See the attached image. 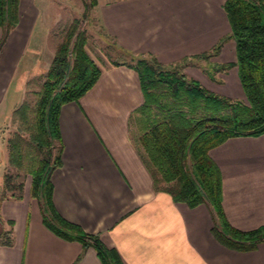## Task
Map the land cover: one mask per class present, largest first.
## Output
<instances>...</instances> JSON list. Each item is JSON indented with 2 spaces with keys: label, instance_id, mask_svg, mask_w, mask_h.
Returning a JSON list of instances; mask_svg holds the SVG:
<instances>
[{
  "label": "crops",
  "instance_id": "crops-1",
  "mask_svg": "<svg viewBox=\"0 0 264 264\" xmlns=\"http://www.w3.org/2000/svg\"><path fill=\"white\" fill-rule=\"evenodd\" d=\"M223 2L85 0L79 15L88 25L81 30L88 33L85 43L92 36L128 62L143 57L169 69L180 66L179 74L205 90L243 101ZM65 6L62 0H17L14 26L0 45V186L8 167L5 139L13 131L10 114L24 100L26 81L41 65L46 71L62 38L57 23ZM128 62H94L100 71L94 84L58 110L61 151L49 175L54 211L114 249L122 264H264V240L249 250L226 248L210 233L209 206L189 208L153 189L133 141L140 132L133 111L143 98L136 73L123 65ZM208 156L219 172L228 225L239 231L264 226V131L228 137ZM29 185L25 175L20 199H0V230L10 231L11 239L0 245V264H101L91 246L44 225Z\"/></svg>",
  "mask_w": 264,
  "mask_h": 264
},
{
  "label": "trees",
  "instance_id": "trees-1",
  "mask_svg": "<svg viewBox=\"0 0 264 264\" xmlns=\"http://www.w3.org/2000/svg\"><path fill=\"white\" fill-rule=\"evenodd\" d=\"M16 3L0 0V45L14 26ZM222 9L234 42L232 65L243 101L217 96L177 68H165L151 59L132 57L123 65L136 73L143 98L133 111L140 127L133 141L153 189L189 208L209 206L212 236L226 248L243 251L264 240V226L239 231L228 225L220 206L219 172L208 151L228 137L264 131V0H224ZM76 26L73 20L54 48L33 104L23 100L10 114L13 131L5 139L8 167L0 199H20L28 175L29 195L37 201L50 231L82 247L91 246L101 264H122L114 249L104 247L97 236L81 233L61 219L50 200L49 175L58 166L61 151L58 110L64 103L76 102L100 72L84 51L85 36ZM9 234L0 230V245H10Z\"/></svg>",
  "mask_w": 264,
  "mask_h": 264
},
{
  "label": "rangeland",
  "instance_id": "rangeland-1",
  "mask_svg": "<svg viewBox=\"0 0 264 264\" xmlns=\"http://www.w3.org/2000/svg\"><path fill=\"white\" fill-rule=\"evenodd\" d=\"M81 1H85V0H62L63 3H65V7H63V11L61 13V15L58 17L59 18V22L57 23V27L60 29L59 30V34L58 37L63 36L64 32L66 31L67 27L70 25L72 18H75L77 20V26L76 29L77 31H81V28H85L88 23H84V14H80L81 12V4L79 2ZM59 3V2H58ZM64 5V4H63ZM70 8L72 9L73 13H70ZM78 9L77 12L75 11V9ZM75 12V14H74ZM84 33V31H83ZM88 35V33H84L85 35ZM98 41H95L92 39V36L89 37L88 42L84 43L87 44L86 45V50L88 52V55L93 59L94 62H98L100 63H106V62H117V61H124V62H128L129 59L127 58V56H122L121 53L116 52H112L113 50H111L112 48H109L107 51H105L103 48H100L96 43ZM111 50V52L113 54L118 53L120 54V58L119 57H113L112 55H110L108 52ZM200 63L202 64V62H197L198 65H200ZM186 66V65H185ZM193 68H197L193 65H189ZM41 68L43 70V66L41 65ZM170 68H177V70H181L182 67H178L175 65L171 66ZM41 70V72H39V74H35L33 76H31L27 81H26V92L24 94V100H26L29 105L31 106L35 100V95L34 93L36 91H38L39 89V84L42 80V76H43V71ZM196 72H198L199 69H195ZM179 73V72H178ZM8 129H12V126H10V128Z\"/></svg>",
  "mask_w": 264,
  "mask_h": 264
}]
</instances>
